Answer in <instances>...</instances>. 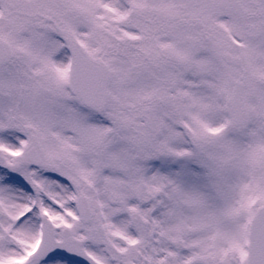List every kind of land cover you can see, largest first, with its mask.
<instances>
[{"label": "snow or ice", "instance_id": "6c2138e0", "mask_svg": "<svg viewBox=\"0 0 264 264\" xmlns=\"http://www.w3.org/2000/svg\"><path fill=\"white\" fill-rule=\"evenodd\" d=\"M0 264H264V0H0Z\"/></svg>", "mask_w": 264, "mask_h": 264}]
</instances>
